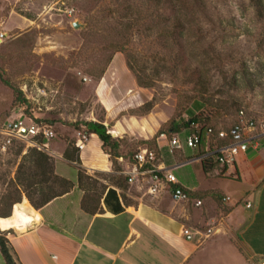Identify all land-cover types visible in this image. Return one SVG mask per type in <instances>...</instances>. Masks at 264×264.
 Listing matches in <instances>:
<instances>
[{
  "label": "rangeland",
  "instance_id": "374dc122",
  "mask_svg": "<svg viewBox=\"0 0 264 264\" xmlns=\"http://www.w3.org/2000/svg\"><path fill=\"white\" fill-rule=\"evenodd\" d=\"M169 1L173 8L166 5ZM162 5L155 0H0V35L5 34L0 41V129L19 118L51 124L53 148L64 154L77 148L78 132L87 122L112 131L130 119L165 118L151 141L113 137L123 142L120 153L130 160L141 146L155 148L166 134L161 132L173 121L188 120L191 110H215L221 115L209 124L222 129L234 126L240 111L248 120H264V0H162ZM160 14L180 19L185 29L173 31L178 23H170L165 30ZM129 21L137 22L132 30L126 28ZM75 22L83 27L75 29ZM122 47L124 53L118 51ZM108 74L109 95L104 97L99 87ZM139 77L151 87H142ZM20 94L22 101L15 103ZM198 102L210 106L202 110ZM2 144L0 137V212H11L9 218L0 217L5 232L32 221L27 187L18 190L14 183L33 142L17 141L6 150ZM180 152L164 151L171 164ZM183 152L186 161L198 150L184 147ZM57 166L67 177L76 174L66 162L58 160ZM200 168L191 164L174 173L197 186ZM96 183L89 181L86 190L97 192V199ZM16 198L21 203L13 207Z\"/></svg>",
  "mask_w": 264,
  "mask_h": 264
},
{
  "label": "crops",
  "instance_id": "0c3cea01",
  "mask_svg": "<svg viewBox=\"0 0 264 264\" xmlns=\"http://www.w3.org/2000/svg\"><path fill=\"white\" fill-rule=\"evenodd\" d=\"M108 76L99 87L104 97L109 95ZM164 119L160 115L140 121L130 119L124 124L116 123L112 132L133 143L148 142L157 135ZM85 130L78 133L87 134ZM88 136L90 141L80 152V159L88 174L106 176H91L105 188L99 205L101 212L90 215L83 210L86 193L79 187L78 172L73 178L59 172L57 162H65L64 150H54L51 142L49 152L56 158V174L72 181L75 187L41 209L30 205L32 221L13 225L5 231L21 264H252L254 260L264 261L262 137L256 140L258 146L250 144L233 166L219 165L208 171L200 160V152L193 159L182 161L184 148L175 164H171L164 153L168 141L158 138L155 144L158 167L175 174V170L191 164L201 166L197 186L177 178L178 186L190 196L188 201L177 202L172 198V188L150 194L151 177L144 172L134 173L132 159L118 158L122 172H115L99 136ZM147 149L148 145L140 147V150ZM226 197L230 201L225 202ZM198 201L202 202L201 206L196 205ZM249 203L251 208L247 207ZM213 226L220 234L206 240L196 235L189 241L182 234L185 228L196 232ZM0 264H7L1 252Z\"/></svg>",
  "mask_w": 264,
  "mask_h": 264
},
{
  "label": "trees",
  "instance_id": "16d2710c",
  "mask_svg": "<svg viewBox=\"0 0 264 264\" xmlns=\"http://www.w3.org/2000/svg\"><path fill=\"white\" fill-rule=\"evenodd\" d=\"M158 7H162V0H155ZM154 2V0H152ZM176 2L182 4L185 3V0H176ZM166 5H170V1L166 3ZM163 6L164 7H166ZM131 9L134 8L130 6ZM137 7V6H136ZM173 8V5L169 6ZM176 7V4L174 6V9ZM160 20L165 26V30H170L172 24H177L178 26L174 27L173 31H183L185 27L182 25V22L180 19H175L174 21L165 15L160 14ZM137 22L129 21L126 28L128 30H132L136 26ZM121 53H124L125 48H119ZM128 67L134 71V68L130 61H128ZM0 78L2 79V76L0 75ZM139 84L144 88H149L150 83L142 80L140 77L138 78ZM7 84V82H5ZM21 95L16 98L15 103L21 102ZM197 106L204 110V108L207 106H210L207 102H198ZM214 109V108H213ZM228 111L231 109L229 107L226 108ZM214 115L220 116L221 114H218L215 110H212L209 114L204 113H196L195 110H191L188 113V120H182V122H171L170 128L168 130L163 131L161 133L169 134L170 137L173 135H180L181 133H184L185 137L192 135V134H198L202 137V145L200 149H198V152L203 153L205 150L206 142L208 140L207 131L210 126L209 124L212 119H214ZM37 123V122H35ZM39 124V123H38ZM49 126L52 127L51 124ZM86 130L85 132L88 135L95 134L99 136L101 141L103 142V149L105 153L109 154L111 157V160L114 165L115 172H122V169L120 165L117 162V159L120 157H124V154L120 153V150L122 147V141L114 139L109 133L108 129L105 125L97 122H87L85 123ZM228 129V128H225ZM168 137V138H170ZM17 143V141H16ZM34 143L38 146H42L45 141L37 138L34 139ZM229 142H222V144H228ZM148 144V143H146ZM149 150H154L157 153V148H151L149 147ZM140 150H138L139 152ZM134 157V156H133ZM54 156L51 155V153L47 150H40L37 146H32L29 148L28 153L23 157V162L20 166V169L17 173V179L16 183L14 185L18 188V190H22V188L27 187V197L30 200V202L33 204L35 209H41L53 200L63 197L66 194L70 193L74 187L75 184L68 180L65 177H61L56 174V167H55V161ZM63 160L71 165L74 166L78 172V184L81 190L85 191L86 195L82 202V208L83 210L93 215L95 213L101 212L100 210V200L103 195L104 189L100 187L99 183H96L99 187V190L101 192V195L98 196L96 199L95 192L94 195H90L88 190H86V185L89 183V181H93L94 178H92L86 169L82 168V163L80 159V151L77 148H68L65 153L63 154ZM205 171L212 170L215 167L219 166V164H215L212 160L203 162ZM104 175V174H103ZM115 182L119 183L115 180ZM35 189V191H34ZM39 191L40 198H36V194ZM97 195V194H96ZM11 206H15L17 204H20L21 201L19 199H13ZM0 217L5 219L11 217V212H0ZM8 232H2L0 230V252L3 255V258L7 264H21L18 256L13 249L12 245L10 244L8 238H7Z\"/></svg>",
  "mask_w": 264,
  "mask_h": 264
},
{
  "label": "built area",
  "instance_id": "2783aa9c",
  "mask_svg": "<svg viewBox=\"0 0 264 264\" xmlns=\"http://www.w3.org/2000/svg\"><path fill=\"white\" fill-rule=\"evenodd\" d=\"M68 13L72 15L73 12L70 10ZM0 36V41H2L5 38V34L1 33ZM108 133L112 137H116L112 131H108ZM207 136L208 140L200 160L202 162L212 160L222 167H230L235 164L240 154L248 151L250 144L254 143L257 147L256 140L260 137L264 139V120H248L245 112L240 111L239 120L234 126L228 129L209 127ZM0 137L3 139L2 149L4 150L16 141L32 140L33 146H37L40 150L49 151L50 143L56 138V133L54 128L48 124H38L28 120V118H19L6 121L0 129ZM161 137L168 141L170 154H175L177 150H181L184 147L198 150L202 145V137L198 134L189 135L184 137V139L180 135H173L168 138L166 134H163ZM37 138L44 140L45 143L42 146L36 145L34 139ZM89 141V136L80 132L78 133L76 147L80 152H83ZM227 141L229 142L228 144H222V142ZM157 157V153L154 150L147 149L137 152L132 158L134 173L144 172L151 177L150 194L156 195L162 190L172 188L171 195L175 201H188L190 196L185 189L178 186L179 181L175 174L156 165ZM132 181L133 179H130V182ZM224 201H230V198L226 197ZM196 205L201 206L202 202L198 201ZM247 207L251 208L252 204L249 203ZM182 234L189 241H193L196 235L200 236L202 240H206L220 234V230L216 226L206 230H197L196 232L185 228ZM252 264H264V261L254 260Z\"/></svg>",
  "mask_w": 264,
  "mask_h": 264
},
{
  "label": "water",
  "instance_id": "95a60500",
  "mask_svg": "<svg viewBox=\"0 0 264 264\" xmlns=\"http://www.w3.org/2000/svg\"><path fill=\"white\" fill-rule=\"evenodd\" d=\"M73 26H74L75 29H80L81 27H83V26H81L80 23H78V22H75V23L73 24Z\"/></svg>",
  "mask_w": 264,
  "mask_h": 264
}]
</instances>
